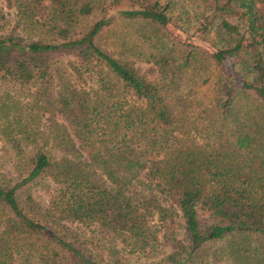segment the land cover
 Masks as SVG:
<instances>
[{"label": "trees", "instance_id": "16d2710c", "mask_svg": "<svg viewBox=\"0 0 264 264\" xmlns=\"http://www.w3.org/2000/svg\"><path fill=\"white\" fill-rule=\"evenodd\" d=\"M0 3V85L27 89L33 123L49 114L46 135L0 131L15 160L0 162V264H207L241 233L232 258L264 264V0H202L180 50L170 37L143 70L99 37L112 11L175 25L168 1Z\"/></svg>", "mask_w": 264, "mask_h": 264}, {"label": "rangeland", "instance_id": "374dc122", "mask_svg": "<svg viewBox=\"0 0 264 264\" xmlns=\"http://www.w3.org/2000/svg\"><path fill=\"white\" fill-rule=\"evenodd\" d=\"M160 2L168 1L170 7L168 13L172 15V20H174L175 25H169L165 29L161 27H156L153 24H150L147 20L142 19H126L117 16V14L112 11L111 13L115 17L106 30H103L99 37V43L106 48L109 53L114 57L128 61L133 66L138 67L140 70L147 69L151 64L152 56L160 53L159 47L162 42L170 44L169 38L172 39H186L187 35L193 34L197 22L201 18V4L202 0H159ZM2 3V2H1ZM0 3V4H1ZM2 11L5 12L7 17L11 18V9L4 7ZM94 16H88L85 21L89 23ZM192 40V38H187ZM177 49L180 50V42L176 40ZM179 52V51H178ZM177 53V52H176ZM68 57L62 56L57 58L53 66L58 73L62 72L64 65H66V60ZM194 65V64H193ZM105 69V68H104ZM106 70V69H105ZM192 71V66L189 65L186 67L185 72H182L184 77H187ZM183 84L191 85L194 82L193 78H186L181 81ZM181 84V83H180ZM181 84V85H183ZM27 90L24 87L18 85L5 84L0 85V131L8 126L15 131V129L23 128L30 130V126H35V133L45 134L46 128L43 122L49 114L47 112L41 116V123L35 124L28 117V108L27 99L29 98L25 91ZM37 125V126H36ZM19 130V129H18ZM43 131V133H42ZM0 133V162L4 165L12 163L15 165V160H13V155H8L6 142L7 138H2ZM33 145L29 140L26 141V152H29ZM12 159V160H11ZM11 160V161H9ZM10 165V164H9ZM6 166V165H5ZM22 166V163L18 164ZM9 173L8 169H6ZM10 174V173H9ZM48 178H40L32 186V191L37 196L45 198L43 190H45L46 184L48 183ZM179 236H181V228H177ZM253 234L241 233L237 235L227 236L223 239L216 240L210 243L208 252L209 255L206 258L207 264H245L244 262L237 261L232 258V251L235 246L232 244H238L241 241H249V237ZM250 241L255 242L256 239H251ZM38 246L44 243V241L35 240ZM234 242V243H233ZM232 243V244H230ZM249 244V242H248ZM161 255L158 253L157 256ZM145 255L141 254H130V260L139 261L140 263L146 262ZM249 263V261H248Z\"/></svg>", "mask_w": 264, "mask_h": 264}]
</instances>
